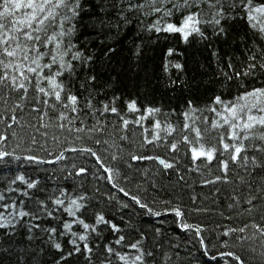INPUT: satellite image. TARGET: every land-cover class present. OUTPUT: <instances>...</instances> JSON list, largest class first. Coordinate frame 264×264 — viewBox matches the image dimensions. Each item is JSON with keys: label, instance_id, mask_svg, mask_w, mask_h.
I'll list each match as a JSON object with an SVG mask.
<instances>
[{"label": "snow or ice", "instance_id": "1", "mask_svg": "<svg viewBox=\"0 0 264 264\" xmlns=\"http://www.w3.org/2000/svg\"><path fill=\"white\" fill-rule=\"evenodd\" d=\"M0 264H264V0H0Z\"/></svg>", "mask_w": 264, "mask_h": 264}, {"label": "trees", "instance_id": "2", "mask_svg": "<svg viewBox=\"0 0 264 264\" xmlns=\"http://www.w3.org/2000/svg\"><path fill=\"white\" fill-rule=\"evenodd\" d=\"M184 46L180 45L179 46V50L183 51ZM193 53H195V59H198L201 61V63H203V57H201L199 52H196L195 49H189L188 50V55L192 56ZM150 56L153 57V59H151L150 61H148V72L150 73V75L148 76V80L151 82V84L153 86H155L157 88V98H159V96L161 94H163L165 92V88H164V83H165V76L163 73V53L160 51V49H157L155 51V53H150ZM204 56H207V53H204ZM174 59H182L180 57H175ZM193 64H190L189 67H193ZM191 74V73H190ZM203 79L205 81L209 80V77H203ZM143 82V77L141 78V83ZM209 87H211V85H209ZM132 95L133 98L136 95V92L139 91L141 93H143L145 90L143 88H138V89H132ZM169 95H171V93H168ZM208 94L210 95V91L208 92Z\"/></svg>", "mask_w": 264, "mask_h": 264}]
</instances>
